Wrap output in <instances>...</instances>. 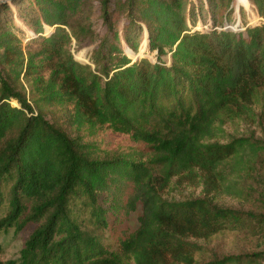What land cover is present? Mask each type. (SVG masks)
<instances>
[{
    "label": "trees",
    "instance_id": "16d2710c",
    "mask_svg": "<svg viewBox=\"0 0 264 264\" xmlns=\"http://www.w3.org/2000/svg\"><path fill=\"white\" fill-rule=\"evenodd\" d=\"M247 3L249 25L235 0H0V231L36 225L0 264L264 263V250L203 259L198 243L264 237V211L214 201L253 199L247 177L264 169V138L225 129L264 122V0ZM179 181L201 193L167 199ZM137 209V228L105 244Z\"/></svg>",
    "mask_w": 264,
    "mask_h": 264
},
{
    "label": "rangeland",
    "instance_id": "374dc122",
    "mask_svg": "<svg viewBox=\"0 0 264 264\" xmlns=\"http://www.w3.org/2000/svg\"><path fill=\"white\" fill-rule=\"evenodd\" d=\"M237 6L246 11L247 16L245 15V11H243L240 15V19L242 24L251 22H256L258 19L254 14V10H249V4L247 0H235ZM11 10H9L6 15L7 20L12 19V25L14 24L13 31L21 38L22 47L26 48L29 44L31 29L28 25L24 23L23 17L19 15L16 8L12 5ZM235 13L233 14V16ZM232 16V17H233ZM95 28L97 29L99 35L102 34L103 28L101 27V21L97 18V13H95L94 17ZM204 23H200V26L203 29L209 27L208 17L205 13L203 15ZM233 21V20H232ZM258 22V21H257ZM205 24V25H203ZM217 30L222 29L221 25H217ZM228 30H235V24L231 23L227 26ZM141 47L144 46V39H140ZM143 49H141L140 53L137 56H144L142 54ZM149 60H153L151 55H146ZM76 58L82 62H86V60L81 56V54L76 55ZM12 106H16L13 102ZM55 113V118L58 121H64L62 125L66 126L67 117L66 115H61V112H58L57 109H53ZM48 118H51L49 115ZM226 131L231 137H250L253 136L257 139L264 138V122L262 124L250 123L245 121L236 120L234 122L227 123L225 126ZM247 182L252 186L254 190V198H250L247 200H239L234 199L232 197L226 195H217L214 196V201L221 207L231 208L242 212L247 211H264V169L260 171L255 170V174L251 177H247ZM202 187L197 184H189L188 182L179 181V183H172V185L166 190L165 197L169 200L180 201L193 197H197L201 193ZM263 203L261 205L260 203ZM4 214L3 210H0V217ZM87 215L88 212L85 211ZM139 214V209L136 212L131 213L126 220L122 223L117 224V227L114 229V233H103L104 243L109 247L115 249L117 247L116 243V235L129 233L135 230L138 226L137 216ZM35 224L27 225L20 232H15L14 229H10L8 231H0V260H15L19 257L20 250L23 248L25 241L27 240L30 233L35 229ZM256 229H242L237 231H224L212 236L208 240H199L204 248L205 255L203 259L209 258L211 255H241V254H250L257 251L264 250V237L260 236ZM264 264V263H261Z\"/></svg>",
    "mask_w": 264,
    "mask_h": 264
},
{
    "label": "built area",
    "instance_id": "2783aa9c",
    "mask_svg": "<svg viewBox=\"0 0 264 264\" xmlns=\"http://www.w3.org/2000/svg\"><path fill=\"white\" fill-rule=\"evenodd\" d=\"M260 20H262V19L260 18ZM219 30H221V29H219Z\"/></svg>",
    "mask_w": 264,
    "mask_h": 264
}]
</instances>
